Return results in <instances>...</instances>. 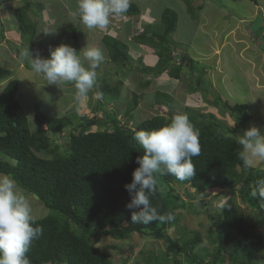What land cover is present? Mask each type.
Masks as SVG:
<instances>
[{
	"label": "trees",
	"instance_id": "16d2710c",
	"mask_svg": "<svg viewBox=\"0 0 264 264\" xmlns=\"http://www.w3.org/2000/svg\"><path fill=\"white\" fill-rule=\"evenodd\" d=\"M251 1L258 4V0ZM29 8L27 3L23 9L17 10L23 38L33 27L27 23ZM202 8L198 7L199 10ZM189 11L195 19L194 10L191 8ZM125 14L137 16L141 9L138 4L130 2ZM178 23L177 12L167 8L157 24L146 26L144 32L134 36L136 43L158 56L155 66H142L137 71L147 75L153 71V76L158 77L170 69V76L178 79L182 67L175 61L180 60L188 62L193 76L196 73L203 76L204 72L196 68L189 54H174L178 44L172 34L176 32ZM35 35L36 27L29 49L30 54L37 57L32 50ZM73 35L78 36L75 32ZM102 43L109 53L110 62L125 67L131 63L128 44L111 35H105ZM23 54L18 49V57ZM31 64L26 62L27 68L32 70ZM13 75L11 70L0 66V81ZM202 82L200 79L196 81L195 91L202 87ZM150 84L148 81L143 83L144 86ZM19 88L18 80L12 79L0 93V173L13 177L19 188L37 196L50 209L49 215L36 219L37 224L43 227V235L33 241L27 253L31 264H113L110 249L118 250V247H100L102 238L128 240L135 234L163 241L166 245L159 254L148 252L146 264H257L254 258L256 253L264 250V236L246 225L241 209L232 197L226 198L214 214L206 203L205 214L216 230L215 236L209 234L212 250L204 247L203 235L199 231L179 228L178 231L183 233L180 240L168 233L177 225L180 210L190 208L198 212V202L191 201L201 199L214 189L237 192L241 202L253 214L258 216L260 211L264 212V202L250 196L255 182L264 178V170L244 166L238 155L241 151L239 136L231 134L232 129L226 122L212 113L187 108L185 114L200 132L201 152L193 158L195 175L183 182L171 175H159L162 191L152 197V205L161 214L172 213L174 219L148 225L133 224L132 212L139 209L126 207L131 195L125 185L131 183L132 174L139 167L137 158L144 155V150L133 139L134 134L141 129L158 128L175 114L156 115L134 122L141 97L134 93L128 107L119 115L107 106L112 100L109 98L120 94L118 85L100 83L97 86L100 98L93 108L92 117L76 113V121L69 117L53 118L44 115L37 105L35 121L30 123L18 99ZM105 95H108V102L103 105L101 99ZM169 100V94L156 93L158 106L163 107ZM224 106L236 118L242 129V132L238 131L239 135H242L252 116L248 112L249 105L224 103ZM122 113L124 120L119 117ZM34 122L38 125L36 131L31 127ZM68 131L69 140L59 142L58 137ZM179 187H187L186 195L191 201L180 198L177 194ZM261 216L259 224L264 228V215ZM243 254L247 262L241 260Z\"/></svg>",
	"mask_w": 264,
	"mask_h": 264
},
{
	"label": "rangeland",
	"instance_id": "374dc122",
	"mask_svg": "<svg viewBox=\"0 0 264 264\" xmlns=\"http://www.w3.org/2000/svg\"><path fill=\"white\" fill-rule=\"evenodd\" d=\"M43 2L49 4L51 9H56L53 11L55 14L58 13V15L56 14L58 20L52 23L50 28L44 27V25L39 27L37 37L39 45L36 44L33 47L34 54L40 58H50V51L64 43L77 51L86 46L102 47L105 59L96 69V86L83 98L76 95L72 83L47 85V81L41 76L34 75L26 64L21 69L14 70V75L10 79L0 81L1 93L8 82L12 79L18 80L20 86L18 99L21 101L30 123L35 121L37 105L44 115L53 118L69 117L75 120L76 113L92 117L94 115L93 108L98 104L97 86L102 83L111 86L118 85L120 94L109 98L112 100L107 104L109 109L118 114L128 107L134 93L141 97L134 114V122L144 121L156 115H168V113L185 114L187 108H190L201 113L216 115L219 120L226 122L232 129L231 134L238 137V131L242 132V129L236 118L225 108L224 103H230L232 106L236 103H247L249 105L248 112L252 116L243 131L256 127L261 136H264V0H258L257 5L251 0H131L132 3L138 4L141 14L113 16L108 29L104 28V31L107 29V32L112 36V34L115 35L112 27H118L123 21L130 24V28L125 24L120 25L121 33L116 32L117 38L129 45L131 63L127 67L110 62L109 53L104 45H99L98 36L94 34L87 36L90 30L84 31L79 19L73 21L72 13L76 11L77 0H43ZM199 6L203 8L199 10ZM167 8L173 9L179 17L176 32L172 34L173 40L178 44L175 56L180 53L189 54L195 61L196 68L204 72L203 76L199 73L193 76L188 62H180V60L175 61L182 67L178 79L170 76V69L158 77L153 76L155 74L153 71L149 72V75L137 71L142 66H155L158 56L152 55L148 49H145L146 47L143 48L145 53L141 54L139 50H142L143 46L140 44L135 46L134 36L144 32L146 26L157 24L164 9ZM191 8L194 10L195 19L192 18L193 15L189 11ZM1 11L4 12V10ZM39 11L29 10V14L26 13L27 23L30 22L29 18L33 23V27L28 30L26 35L29 39H32L33 29L37 25L34 21L38 20ZM5 12L8 13L6 17L13 13V17H9L7 22L3 23V27L0 25V30L2 29L3 33L8 34V37L5 36L3 45L5 43L8 45V43L14 42L13 38L15 40L19 38L17 35L19 34L17 30L19 16L18 11L12 10L11 7H8ZM32 23L30 22V24ZM46 26L48 25L46 24ZM4 27H8L7 30H4ZM74 32L79 38L77 43L71 39ZM3 33L0 35L4 37ZM91 38L96 46L89 43ZM23 40L18 41L19 44H15L16 46H12V48L9 45L10 52L18 53V49L24 53L27 50L30 52L26 46V40L24 42ZM20 43H24V45L22 46ZM1 48L3 47L0 45V65L3 67L19 66L20 61L32 63L31 58L23 54L22 57H18L20 61L14 64L17 58L10 57V54L3 52L4 48ZM136 48L139 49L138 52L134 51L137 50ZM31 57L36 58L32 55ZM85 65L87 66V62ZM170 68L172 67L170 66ZM199 79L203 80L202 87H198L199 89L195 91L196 81ZM119 81L122 83H117ZM146 81L151 84L144 86L143 83ZM157 92H165L171 96V100L167 101L163 107L157 105ZM107 98L108 95L101 99L103 105L108 102ZM119 117L124 120L123 113ZM31 127L33 131L38 130L37 122H34ZM101 129L103 130L104 127ZM93 130H96V127ZM69 133V131L64 132L62 136L58 137V141L67 142ZM252 166L261 167L264 170V162H256ZM186 188L179 187L177 194L181 199L190 200L186 195ZM19 189L28 198L36 219L50 214V209L37 196ZM190 192L193 190L191 189ZM229 197H232L237 207L241 209L246 225L249 228H255L256 232L264 236V228L259 224V216H263L264 212L260 211L258 216L253 214L251 209L241 202L237 192H224L221 189L211 190L194 202L190 200L191 203L198 202V212L190 208L180 210L178 223L168 230L169 235L180 240L183 233L178 231L179 228L199 231L203 235L204 247L212 250L209 234L215 236L216 230L205 214L206 203L208 209L214 214L215 210H219ZM111 246L118 247V250L110 249L113 264H146L145 255L148 252L159 254L166 248L163 241L138 234L128 240L102 238L100 247L109 248ZM245 257L243 254L241 259L243 262H247ZM254 259L257 264H264V250L256 253Z\"/></svg>",
	"mask_w": 264,
	"mask_h": 264
},
{
	"label": "clouds",
	"instance_id": "9594fccd",
	"mask_svg": "<svg viewBox=\"0 0 264 264\" xmlns=\"http://www.w3.org/2000/svg\"><path fill=\"white\" fill-rule=\"evenodd\" d=\"M131 0H77L73 21L79 19L88 30L107 28L113 16L125 14ZM46 33L51 31H44ZM31 58V68L47 85L72 83L76 95L86 97L94 88L96 69L105 59L102 47L86 46L80 51L68 44H60L50 51V58L35 59L29 50L24 53ZM87 62V66L85 65ZM99 99V94L97 95ZM200 132L186 114H176L171 120L152 130H138L133 139L144 150L138 157L139 167L132 174L131 183L125 188L131 195L127 208L132 212L131 223L148 225L174 219L172 213L161 214L151 199L158 191L159 175H171L177 180L189 181L196 172L193 158L200 155ZM241 146L239 159L244 166L264 162V136L256 127L239 135ZM250 196L264 202V178L255 182ZM43 235V227L37 224L28 198L21 192L17 181L8 174L0 173V264H31L27 253L33 241Z\"/></svg>",
	"mask_w": 264,
	"mask_h": 264
},
{
	"label": "crops",
	"instance_id": "0c3cea01",
	"mask_svg": "<svg viewBox=\"0 0 264 264\" xmlns=\"http://www.w3.org/2000/svg\"><path fill=\"white\" fill-rule=\"evenodd\" d=\"M35 2V3H34ZM27 3L28 4H30V8L29 9H27V10H32V12H33V10H40L39 11V15H38V20L37 21H34V22H36V35H35V37H34V39H33V42H34V46L37 44V45H39L38 44V29H39V27L41 26V25H44V27H51V25H52V23H55L57 20H58V17L56 16V14L58 15V13H56L55 14V12L53 11V10H56V9H51V7H50V5L49 4H46L45 2H43V0H0V4H1V8H0V25H2V27H3V23L6 21L7 22V20H8V18L9 17H13V13H10L11 15H8V17H6V14H8L7 12H5V10H8V7L10 8H12V10H21V9H23L24 8V6H27ZM1 10H4V12L2 13V11ZM59 10V9H58ZM28 14H29V11L27 12ZM6 17V18H5ZM29 21L32 23V21H31V19L29 18ZM111 23V22H110ZM18 24V23H17ZM33 24V23H32ZM46 24L48 25V26H46ZM74 24V23H73ZM82 24V23H81ZM123 24H125L126 26H128L129 28H130V24L129 23H126V22H121L120 24H119V26L118 27H112V29L114 28V33H115V35L114 34H112V36L113 37H116L117 38V36H116V32L118 33V32H120L121 33V30H122V28H121V26L120 25H123ZM8 28V27H7ZM7 28L6 27H4V30H7ZM82 29L84 30V31H87L88 32V29L86 28V27H84V25L82 24ZM107 29H108V27H107ZM107 29H105V31H104V29H97V30H91V31H89V32H91V33H87V36L89 35V34H94V35H96V36H98V38H99V45H103V43H102V40H103V38H104V36L105 35H110L108 32H107ZM17 30H18V32H19V34H17L18 35V39L17 40H15L14 38H13V40H14V42H10V43H8V45L5 43L4 45H3V41L5 40V36L6 37H8L7 35L8 34H6L5 32L3 33L2 31V29L0 30V34H4V37L3 36H1L0 35V45L4 48H1V49H3L4 51L3 52H7L8 54H10V57H12V56H14L15 58H17V60L15 59V63L14 64H16L18 61H20L19 60V58H18V53H12V52H10V50H9V45H11V48H12V46H16L15 44H19V42L18 41H22L23 39L24 40H26V46L28 47V48H30V42H31V39H29V37L27 38H23V36H22V34H21V32H20V29H19V24L17 25ZM95 31V32H94ZM82 37H83V35H81ZM87 36H86V39H88L87 38ZM78 37V36H77ZM77 37H74V35L72 34L71 35V39L74 41V43H77L78 42V39H77ZM11 39V38H10ZM77 39V40H76ZM119 39V38H118ZM24 40H23V42H24ZM93 42V43H92ZM92 46H93V44H94V46H96V43L93 41V39L91 38L90 39V42H89ZM20 44H22V43H20ZM81 44H82V42H81ZM24 45V43L22 44V46ZM76 45V44H75ZM139 44L138 43H136V45L135 46H138ZM141 45V44H140ZM143 47H142V50H139L138 48H136L137 50H134L135 52L137 51L138 52V50L140 51V53L141 54H144L145 52H143L144 50H143V48L144 47H146V46H144V45H142ZM145 49H148L149 50V52L152 54V55H154L153 54V52H152V50H150L149 48H145ZM143 52V53H142ZM158 61V60H157ZM21 63L19 64V66H17V65H13V66H10V68H8V67H4V68H6V69H8V70H11L12 72L14 71V70H16V69H21V67L22 66H24V64H26V62H28V61H20ZM157 63V62H156ZM1 66V65H0ZM3 67V66H2ZM27 69V68H26ZM19 92H20V90H19ZM96 98H97V96H96Z\"/></svg>",
	"mask_w": 264,
	"mask_h": 264
}]
</instances>
